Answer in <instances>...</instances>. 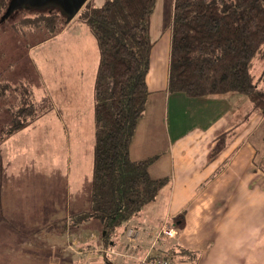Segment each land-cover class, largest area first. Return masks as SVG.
<instances>
[{
    "label": "crops",
    "instance_id": "0c3cea01",
    "mask_svg": "<svg viewBox=\"0 0 264 264\" xmlns=\"http://www.w3.org/2000/svg\"><path fill=\"white\" fill-rule=\"evenodd\" d=\"M64 31L60 34L63 35ZM157 37L147 76L150 103L149 106L147 103L145 114L138 122L130 153L136 160L157 155L150 167L151 175L169 178L157 199L137 215L144 221L147 216H159L160 224L152 227L151 224L128 221L118 229L110 245L103 246L92 234L86 240L88 245L71 243L68 257L75 264H140L149 254L168 255L174 264H264V114L253 113L251 103L243 115L237 116V99L241 97H229L231 94L191 98L183 93H171L172 34L167 35L161 44ZM7 67L0 69V79L4 77L2 74H5ZM24 82L27 83L26 80ZM6 84V87H11L9 82ZM54 85L57 92H61L56 100L50 96L46 83H40L37 88L31 86V98L39 100L48 95L60 117L58 120L62 123L67 116L73 121L75 96L67 95L68 89L63 92L64 85L59 81ZM18 95L20 99L23 97L20 93ZM4 109L7 111L5 116L15 112L14 107ZM45 117L37 120L36 125ZM36 125L17 131L0 145V212H5V216L12 219L17 217V213L13 211L12 197L9 200L5 198L8 189L4 191L3 185V181L11 180L14 173L10 144L14 137ZM62 126L69 134L68 128L64 124ZM4 127L5 124L3 130ZM228 131H234V135L229 137V144L213 157L215 139ZM258 131L261 133L259 148L255 146L254 138ZM142 147H159L160 150L153 149L157 151L153 155L144 150L147 154L141 156ZM90 163L91 172L83 171L82 161L75 166V173L80 175L79 179L85 180V185L81 187L73 182L65 199L61 197V189H58L55 197L42 195L41 185L34 188L32 198L17 190L21 197V206L17 208L19 218L38 217L42 203L43 208L51 211L57 200L66 202L61 208L70 218L89 210L93 173V162ZM165 196L162 203L158 201ZM181 215L182 222L179 221ZM24 223L27 224L17 221L16 227L29 234L30 229ZM93 224L97 225L96 228L101 227L96 219L83 226L93 227ZM167 224L173 226L175 237L166 239L161 235L163 226ZM124 232L128 233L125 244L122 241ZM90 243L96 246H90ZM181 247L198 251V262L194 263L188 255L181 254Z\"/></svg>",
    "mask_w": 264,
    "mask_h": 264
},
{
    "label": "trees",
    "instance_id": "16d2710c",
    "mask_svg": "<svg viewBox=\"0 0 264 264\" xmlns=\"http://www.w3.org/2000/svg\"><path fill=\"white\" fill-rule=\"evenodd\" d=\"M10 1L0 0V24L15 12L26 11L24 18L11 25L21 37L45 41L79 19L98 42L91 208L72 215L69 223L77 226L98 220L106 247L118 229L153 202L169 181L150 173L157 155L136 160L130 153L150 94L147 76L156 42L150 23L157 0H104L101 4L88 0L72 21L55 7L21 8L6 16ZM171 34V93L191 98L241 93L252 102L253 113L264 114V64L259 75L254 73L255 59L264 63V0H174ZM53 108L47 96L37 101L30 98L5 123L0 143ZM233 135L234 131H228L215 139L213 157L227 147ZM180 253L194 263L199 260L196 250L181 247ZM153 257L172 261L168 255L145 258Z\"/></svg>",
    "mask_w": 264,
    "mask_h": 264
},
{
    "label": "rangeland",
    "instance_id": "374dc122",
    "mask_svg": "<svg viewBox=\"0 0 264 264\" xmlns=\"http://www.w3.org/2000/svg\"><path fill=\"white\" fill-rule=\"evenodd\" d=\"M94 1L101 4L104 0ZM173 11L174 0L156 1L150 23L152 40L155 41L159 36L161 44L167 35H171ZM26 15V11H17L11 18L0 24V69L9 66L5 74H2L4 77L0 79V108H2L0 109V137L4 134L3 125L7 122L6 120H11L13 117L12 114L5 116L7 111L4 108L14 107L15 111L20 110L21 106L31 98L30 87L37 88L40 83H46L50 96L55 100L61 92H57V86L54 84L59 81L64 85L63 92L68 89L67 95L75 96V115L73 121L65 116V120L62 119L61 123L60 117L53 109L44 114L41 118L46 117L37 125V121L30 125V127L36 125L34 128L12 139L10 147L13 153L14 173L11 180L3 181V185L6 187L4 191L8 189L5 198L8 197L9 200L12 197L13 211H16L18 218L14 216L12 219L5 216V212H0V264H75V261H71L68 257L71 252L68 248L70 244L79 242L88 245L86 240L92 234L103 244L102 227L96 228V224H93V227H86L83 226L84 223L76 227L71 226L70 217L67 216L66 210L61 208L66 204L65 201L57 200L51 211L43 208L42 203L38 217L31 215L30 218H19L17 208L21 206L19 191L32 198L35 193L34 188L41 185L42 195L55 197L58 189H61V197L65 199L73 182L81 187L85 185V180L79 179L80 175L75 173V166H79V162L82 161L83 171L91 172L92 164L89 162L94 160V80L100 49L89 27L79 19L72 21L57 36L55 35L56 37L53 36L55 39L52 41L46 40L47 42L41 43L36 41L35 36L21 37L15 33L11 25ZM67 29L69 30L65 32ZM63 31L65 33L61 35ZM258 59H255L254 73L256 75L262 72L261 67L264 64ZM5 82H9L11 87L8 88L7 84H2ZM18 93L23 96L21 99ZM228 94H231L229 97H241L237 99L236 115H243L245 109L252 103L250 99L241 93ZM46 96L49 97L45 95L44 98ZM51 97L49 99L53 103ZM147 103L149 106L150 102ZM148 106L146 104V109ZM62 124L68 128L69 134ZM260 134L258 131L254 136L255 146L258 148ZM153 149L160 150L159 147L152 149L142 147L139 154L145 156L147 153L144 150L150 155L157 153ZM91 157H93L92 160ZM91 186L92 178L90 192ZM165 198L166 196L158 201L162 203ZM131 220L141 224H151L152 227L160 224L159 216H147L145 221L134 216L128 221ZM17 221L18 223L26 222L27 224H24L30 229V233L19 231L16 227ZM170 227L173 228L172 225ZM123 234L122 241L125 244L128 233ZM90 246H96V244L90 243Z\"/></svg>",
    "mask_w": 264,
    "mask_h": 264
},
{
    "label": "water",
    "instance_id": "95a60500",
    "mask_svg": "<svg viewBox=\"0 0 264 264\" xmlns=\"http://www.w3.org/2000/svg\"><path fill=\"white\" fill-rule=\"evenodd\" d=\"M88 0H11L6 12L10 16L21 8L45 9L49 7L58 8L61 13L72 21L82 10Z\"/></svg>",
    "mask_w": 264,
    "mask_h": 264
},
{
    "label": "built area",
    "instance_id": "2783aa9c",
    "mask_svg": "<svg viewBox=\"0 0 264 264\" xmlns=\"http://www.w3.org/2000/svg\"><path fill=\"white\" fill-rule=\"evenodd\" d=\"M161 232H162L161 235L166 237H171L175 235L174 229L169 225L163 226ZM141 263L142 264H173L172 261L166 257H153V259L151 260L145 258Z\"/></svg>",
    "mask_w": 264,
    "mask_h": 264
}]
</instances>
